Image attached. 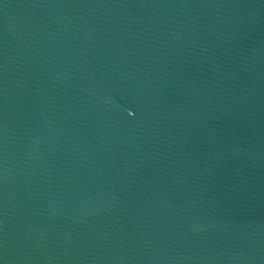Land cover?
Instances as JSON below:
<instances>
[{"label":"water","instance_id":"1","mask_svg":"<svg viewBox=\"0 0 264 264\" xmlns=\"http://www.w3.org/2000/svg\"><path fill=\"white\" fill-rule=\"evenodd\" d=\"M0 264H264V0H0Z\"/></svg>","mask_w":264,"mask_h":264}]
</instances>
